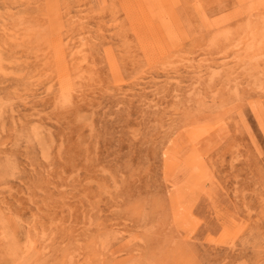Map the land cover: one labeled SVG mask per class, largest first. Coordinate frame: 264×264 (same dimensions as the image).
Segmentation results:
<instances>
[{
  "label": "rangeland",
  "instance_id": "rangeland-1",
  "mask_svg": "<svg viewBox=\"0 0 264 264\" xmlns=\"http://www.w3.org/2000/svg\"><path fill=\"white\" fill-rule=\"evenodd\" d=\"M0 264H264V0H0Z\"/></svg>",
  "mask_w": 264,
  "mask_h": 264
}]
</instances>
